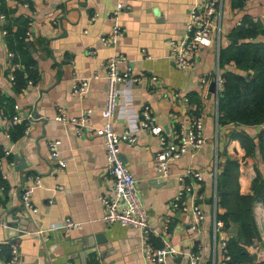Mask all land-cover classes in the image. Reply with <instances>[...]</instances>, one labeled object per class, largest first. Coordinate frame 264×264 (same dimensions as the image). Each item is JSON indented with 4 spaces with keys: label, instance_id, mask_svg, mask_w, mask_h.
I'll list each match as a JSON object with an SVG mask.
<instances>
[{
    "label": "crops",
    "instance_id": "1",
    "mask_svg": "<svg viewBox=\"0 0 264 264\" xmlns=\"http://www.w3.org/2000/svg\"><path fill=\"white\" fill-rule=\"evenodd\" d=\"M117 1L123 5L119 13L122 34L114 46H106L100 36L110 27L109 12ZM191 1H0L13 28L17 20L29 21L30 36L25 39L33 59V77L29 83L24 79L15 89L9 76H13L14 68L21 67L7 57V40L1 33L4 17L0 18V246L10 241L17 247V264H146L138 228L100 219V195L108 191L111 178L105 169L102 137L92 128L103 121L100 111L105 70L101 62L113 53L122 56L119 67L127 68L129 77L116 85L110 126L116 133L134 134L135 141L119 142L118 151L135 179L148 222L157 232L151 235L152 243L157 246L167 241L176 249L167 264H188L190 252L197 254V264H215L222 257L220 241L226 232L220 227L212 231L217 163L226 156L237 159L241 193L249 192L254 168L263 176L264 170L257 151L252 156L244 155L238 141L226 135L231 126L217 124V97L214 88L209 92L208 86L215 71L222 70L218 50L229 42V31L244 13L259 18L264 0H246L241 8H231L230 0H222L218 29H213L210 43L198 48L190 67L179 69L167 56V41L183 34ZM93 12L96 16L90 20ZM79 77H88L87 87L83 94L71 93V83ZM201 78L206 79L203 85ZM194 98L203 118L205 140L198 149L169 161L166 175H161L152 160L157 138L138 127L140 111L147 106L168 133L179 122L187 121ZM57 108L68 115L89 108L91 128L75 133L70 123L53 118ZM12 112L32 116L27 133L13 139L5 127V116ZM262 126H247L246 130L254 136ZM49 138L59 140L57 158L64 161L61 169L49 156ZM4 149H8L7 154ZM186 168L201 177L198 181L189 175L182 178L183 182L193 181L201 194L196 203L203 218L197 231L190 228L189 210L170 205L181 186L178 177ZM34 175L40 185L30 193L32 208L25 209L19 191ZM252 211L259 238L253 239L247 250L255 259L264 260V211L259 202L253 203ZM65 218L78 224L63 227ZM1 252L0 257H6L8 248Z\"/></svg>",
    "mask_w": 264,
    "mask_h": 264
},
{
    "label": "built area",
    "instance_id": "2",
    "mask_svg": "<svg viewBox=\"0 0 264 264\" xmlns=\"http://www.w3.org/2000/svg\"><path fill=\"white\" fill-rule=\"evenodd\" d=\"M222 0H192L191 5L187 10V17L184 23V32L178 38H169L167 56L170 62L179 69H187L195 60V53L198 48L204 44L210 43L211 35L214 28L218 29L219 16L221 12ZM123 7L120 1H117L113 8L110 9V27L107 32L100 36V42L106 46H114L117 39L122 34V27L119 20V13ZM96 16L93 12L89 16L92 20ZM3 13L0 12V18H3ZM264 18V11L259 16ZM238 23V22H237ZM29 21L24 30V37L30 36L28 29ZM1 33L5 34V29L1 28ZM89 53L93 49L88 50ZM7 57H12V51H7ZM122 56L119 53L108 55L101 62L104 67V101L100 114L103 121L100 125L92 128V131L102 137L104 144L105 155V169L111 178V185L108 191L100 195L102 204V213L100 219L104 223H117L122 226H133L139 230V238L141 251L146 264H167V258L171 257L176 249L167 241H162L160 245L155 246L151 241V235L157 232L150 226L146 217L145 211L139 201L135 179L131 173L123 165L118 151V143L121 141L133 143L135 141L134 134L123 131L116 133L111 129L110 119L113 116L115 108L116 85L123 82L129 77L127 68L121 69L119 63ZM18 65V63H14ZM10 79L13 77L9 76ZM153 79L154 76H151ZM214 80V90L216 93L222 87V80L217 72L212 78ZM206 79L201 78L200 83H205ZM29 83L30 80L27 79ZM88 77H79L72 81L70 86L71 93L83 94L87 87ZM13 109L18 105L14 103ZM89 108L81 110L76 115H68L60 108H57L53 118L57 121L68 122L73 126L75 133L79 134L85 132L91 127H88ZM5 127L18 123L23 125V133H27L28 121L32 116L27 114L22 117L16 112H12L5 116ZM88 127V128H87ZM138 127L146 129L156 136L158 148L153 152L152 160L156 170L161 175H166L169 161L174 160L188 151L198 149L204 142V127L203 118L200 112L190 115L186 122H179L177 126L173 127L168 133L164 132L161 126L155 121V118L147 106H143L139 118ZM8 135V133H7ZM59 140L56 138H49L46 140V146L49 151L51 159L56 161L58 169L63 168L64 161L57 158V145ZM7 154L8 149L3 150ZM183 175H189L195 181L200 180V175L194 170L186 168L178 179L181 180L180 187L175 191L170 199V205L173 208L182 211H190L192 219L190 228L197 231L199 224L203 218V212L196 203V200L201 198V194L195 187L193 181L183 182ZM30 182L21 186L19 191V199L25 209L32 208L30 201V193L32 190L40 185V179L34 175L30 177ZM78 222L65 218L62 226L73 227ZM220 226V221L214 219L212 225L213 233ZM166 228V224L162 226V231ZM41 230H37L40 232ZM8 245V256L3 259L0 257V264H17L20 259V254L17 247L10 241ZM223 255L215 264H224L227 258L224 250V239L220 241ZM197 254L195 252L189 253L188 264H197ZM105 264V263H101Z\"/></svg>",
    "mask_w": 264,
    "mask_h": 264
},
{
    "label": "trees",
    "instance_id": "3",
    "mask_svg": "<svg viewBox=\"0 0 264 264\" xmlns=\"http://www.w3.org/2000/svg\"><path fill=\"white\" fill-rule=\"evenodd\" d=\"M245 1L230 0V7L241 8ZM0 9L4 15L7 49L13 51L10 61L21 67L13 70L12 80L18 89L24 79L33 77V59L24 37L27 19L17 20L13 28L11 22L6 21L7 14L1 5ZM228 38L229 42L218 50L222 87L216 99L217 124L231 126L226 135L238 141L244 155L252 156L257 151L264 170V18L242 14L229 31ZM193 103L192 115L200 111L196 98ZM253 125L263 126L251 136L246 127ZM22 133V123L8 128L11 139ZM238 165L236 158L226 156L221 164L217 163L215 175V219L220 221L219 227L226 232L224 250L227 258L224 264H264V260L255 259L247 250L252 240L259 238L252 207L254 202H259L264 211V176L255 167L249 192L241 193ZM0 184H3L2 179ZM7 248L8 245L2 244L1 253L7 252Z\"/></svg>",
    "mask_w": 264,
    "mask_h": 264
},
{
    "label": "water",
    "instance_id": "4",
    "mask_svg": "<svg viewBox=\"0 0 264 264\" xmlns=\"http://www.w3.org/2000/svg\"><path fill=\"white\" fill-rule=\"evenodd\" d=\"M214 84H215L214 80L209 81V86H208V91L209 92L213 90Z\"/></svg>",
    "mask_w": 264,
    "mask_h": 264
}]
</instances>
